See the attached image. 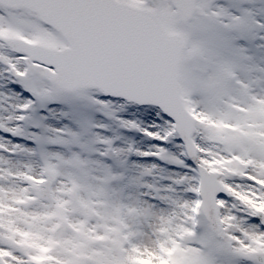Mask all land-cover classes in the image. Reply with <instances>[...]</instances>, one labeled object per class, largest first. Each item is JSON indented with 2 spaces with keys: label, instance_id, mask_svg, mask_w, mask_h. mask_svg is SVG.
Here are the masks:
<instances>
[{
  "label": "snow or ice",
  "instance_id": "obj_1",
  "mask_svg": "<svg viewBox=\"0 0 264 264\" xmlns=\"http://www.w3.org/2000/svg\"><path fill=\"white\" fill-rule=\"evenodd\" d=\"M0 264H264V0H0Z\"/></svg>",
  "mask_w": 264,
  "mask_h": 264
}]
</instances>
